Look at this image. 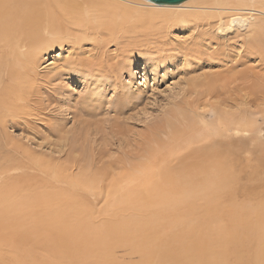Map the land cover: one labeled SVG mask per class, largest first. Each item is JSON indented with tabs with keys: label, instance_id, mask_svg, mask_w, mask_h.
<instances>
[{
	"label": "rangeland",
	"instance_id": "rangeland-1",
	"mask_svg": "<svg viewBox=\"0 0 264 264\" xmlns=\"http://www.w3.org/2000/svg\"><path fill=\"white\" fill-rule=\"evenodd\" d=\"M200 31L193 25L149 29L148 25L133 22L123 35L118 34L116 38L103 32L102 40H97L96 36L87 40L82 44L85 55L76 59L83 63V67L72 74H59L50 85V90L59 88L55 98L49 95L53 105L38 118L31 119L30 129L22 125L3 130L0 139V259L5 258L7 262V257L14 251L24 253L17 248L33 249L30 254H42L43 251L37 248L46 246L49 237L45 230L47 227L49 231L50 226L42 214L52 202L44 205L42 203L47 199L42 197L57 196L64 197L65 203L62 207L52 204L49 210H54L58 216L62 210L61 213L66 215L62 219L63 225L80 221L67 216L79 213V210L87 218V229L67 233V247L86 245L88 249L100 251L110 242L116 251L114 264L137 261L132 251L127 250L133 247L148 252L149 259L144 264H164L166 256L174 259L168 260L169 264H198L194 253L191 259V249L177 254L180 248L192 246V237L178 235L173 218L169 217L172 225L167 224V216L161 208H172L170 204L127 206L122 208L120 217H112L111 207H106L98 195L111 178L146 163L149 151L155 154L154 157L158 155L162 142L170 139L168 134L173 127L179 130L187 123L184 115L179 117L174 113L180 107H184L186 114L196 121L206 112L207 119L212 120L223 110L236 117H255L257 126L264 124V94L261 92L264 88V52L253 50L252 43L240 36L226 43L227 46L225 42L210 44L211 40L200 38ZM196 42L204 45L196 48ZM257 44L261 49L263 45ZM69 54L67 47L55 49L45 60L41 74L63 70L62 65ZM57 65L61 68L52 71ZM193 81L198 82L197 87L192 86ZM213 87L216 90L212 91ZM209 103L216 104L215 112L208 107ZM166 118L172 126L165 122ZM256 141L261 144L258 139ZM258 155L259 152L243 155L245 166L249 167L256 181L247 185L249 189L236 185L238 189L234 191H239L237 200L240 204L237 208L241 211L234 209L242 213L234 212L231 220L238 225L235 223L236 226L229 228L227 224H231V220L225 215L226 232L218 230L221 239L225 237L228 242L233 236L240 242L234 247H226L229 253L233 252L232 256L231 253L228 255L230 264L242 249H246L255 260L253 264H264V151L263 161ZM97 172L108 175L100 182L97 176H93ZM75 174H83L87 179H80L83 181L76 188H72L74 182L58 183V177ZM244 202L247 206L243 205ZM221 203L226 204V199ZM260 205H263L262 211L257 208ZM255 217L262 220L257 225ZM247 223L246 229L244 225ZM109 224L117 228L130 227L133 237L127 235L120 244L107 231L96 239L100 243L87 238L88 229L104 230ZM148 225L153 227L152 232H146ZM193 227L184 232L192 234ZM26 257L34 259L33 255ZM234 263L239 264L237 260Z\"/></svg>",
	"mask_w": 264,
	"mask_h": 264
},
{
	"label": "bare ground",
	"instance_id": "bare-ground-1",
	"mask_svg": "<svg viewBox=\"0 0 264 264\" xmlns=\"http://www.w3.org/2000/svg\"><path fill=\"white\" fill-rule=\"evenodd\" d=\"M133 22L142 26L148 25L149 29H155L157 26L161 29H172L178 25L188 28L189 25H193L198 32L201 30L199 33L201 39L212 41L210 44L216 42L221 45L224 42L228 44L230 40L240 36L248 43H252L253 50L264 52V0H187L177 5L156 4L150 0H0V139L5 128L14 129L25 125L30 129L31 119L38 118L53 105V102L50 103L49 95L55 98L59 88L52 86L50 90V85L59 74L60 76L66 72L72 74L83 67V63L77 62L76 59L85 55L82 45L84 42L95 39V36L97 40L98 38L102 40L103 32L108 33L110 38H116L118 34L123 35L125 29ZM197 43L196 48L204 45L202 42ZM257 43L263 45L261 49H258ZM65 47L70 54L64 60L62 65L64 69L54 74L50 72L41 74L40 70L48 55L55 49L63 50ZM58 68L61 67L57 65L52 71ZM197 83L191 82L193 87H197ZM214 89L216 90L213 87L212 91ZM261 92L264 94V88ZM46 102L50 104L45 106ZM215 105L209 103L208 107L215 112ZM187 110L189 112V109ZM174 113L179 117L184 115L187 123L182 124L179 130L171 128L172 132L168 134L170 139L164 141V144L162 142L159 149L161 151H158L156 157L149 151L146 163H140L130 171H124L119 177L111 178V182L103 188L98 197L106 207H111L112 217H120L122 208L127 206L145 203L147 206L170 204L172 208H161L167 216V224L171 226L169 217L173 218L172 222L174 221L179 232L177 234L192 237V246L180 248L178 256L180 252L191 249V259L194 253V260H197L198 264H230L228 255L231 253L232 256L233 252L229 253L230 250L228 251L226 247H234L240 242L233 236L232 240L227 242L225 237L220 238V233L226 232L224 226L230 225L229 228L236 226L237 222L232 221L234 212L237 211L234 208L240 205L237 200L239 191H234L238 189L236 185L249 189L247 185L256 181L249 167L245 166L243 155L259 152L260 161H263L264 124L257 126L255 117L250 115L236 117L223 110H220L212 120L207 119L206 112L199 115L197 121L186 114L184 107H180ZM194 114L196 115L195 112ZM165 122L172 126L169 118H166ZM257 139L261 144L256 141ZM94 175L102 182L108 174L97 172L93 173ZM83 178L87 179L83 174H77L71 177H58L57 180L58 183L64 184L74 182L71 187L76 188ZM245 196L248 197L247 194ZM42 199H47L42 203L44 205L52 201L50 207L52 204L62 207L65 203L64 197L45 196ZM225 199L227 203L222 204ZM243 205L245 206L246 202ZM262 206L257 208L262 211ZM49 208L42 214L43 219L49 220V231L47 227L45 230L49 240L44 248H37L45 254L42 252L39 256L37 253L30 254L33 249L17 248L24 253L14 251L12 254L14 257L8 256L7 262L5 258L0 259L1 263H115L113 256L116 251L111 248L110 242L105 249L101 247L100 251L91 247L88 249L86 245L80 248L66 246L69 243L67 233H71L72 230L78 233V229L86 228L87 218L84 212L79 210V213L68 214L71 219L80 221L73 224L69 219L71 223L63 225L62 219L66 215L61 213L62 210L59 211L61 216H58ZM239 211L238 214L242 213ZM256 214L261 218L260 213ZM225 215L232 219L231 224L223 223ZM240 216L242 217V214ZM260 218H256V225L262 221ZM217 223L220 226H212ZM248 224L244 225L246 229ZM191 227L192 234L184 232L186 228ZM147 228L146 232H152L151 225ZM106 229L97 231L88 229L87 238H91L93 243H100L96 239L107 231L113 234L120 244V240L127 235L133 237L128 226L117 228L116 225L109 224ZM102 241L104 243L105 240ZM127 250L132 251L136 259L140 260L130 264H144L143 262L149 259L146 256L148 252L138 247ZM26 255H33L34 259H28ZM235 258L233 260H237L239 264L255 262L246 249H242ZM168 260L174 259L166 256L164 264H169ZM234 261L232 264L236 263Z\"/></svg>",
	"mask_w": 264,
	"mask_h": 264
},
{
	"label": "water",
	"instance_id": "water-1",
	"mask_svg": "<svg viewBox=\"0 0 264 264\" xmlns=\"http://www.w3.org/2000/svg\"><path fill=\"white\" fill-rule=\"evenodd\" d=\"M156 4H165V5H177L181 4L187 0H150Z\"/></svg>",
	"mask_w": 264,
	"mask_h": 264
}]
</instances>
